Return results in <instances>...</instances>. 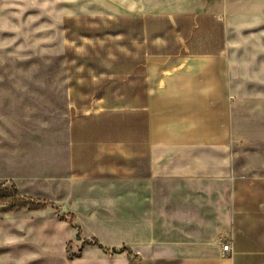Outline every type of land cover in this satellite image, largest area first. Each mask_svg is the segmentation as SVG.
Listing matches in <instances>:
<instances>
[{"label": "crops", "instance_id": "1", "mask_svg": "<svg viewBox=\"0 0 264 264\" xmlns=\"http://www.w3.org/2000/svg\"><path fill=\"white\" fill-rule=\"evenodd\" d=\"M257 23L264 0H184L175 11L64 19L57 85L68 104L66 142L45 136L34 148L5 126L0 165L20 173L0 167V180L50 194L81 240L59 223L57 258L40 226L24 245L37 253L30 264H264V158L240 153L243 135L264 139ZM73 239L77 248L99 245L71 257Z\"/></svg>", "mask_w": 264, "mask_h": 264}, {"label": "rangeland", "instance_id": "2", "mask_svg": "<svg viewBox=\"0 0 264 264\" xmlns=\"http://www.w3.org/2000/svg\"><path fill=\"white\" fill-rule=\"evenodd\" d=\"M183 1L0 0V152L6 146L2 141L5 126H15L23 140L27 136L32 138L34 148L41 147L45 136L54 146L66 142L68 104L57 80L63 78L58 52L64 46L63 23L68 15L175 11L182 7ZM252 29L264 31V23H257ZM246 71L249 74V67ZM248 137L243 135L241 157L264 158V139L254 136L249 143L245 140ZM6 164L0 165L1 169L20 171L11 162ZM27 198L43 207L33 208L26 203ZM59 223L72 225L76 239L81 240V231L74 226L71 214L52 200L50 194L31 190L23 182L0 180V264H30L35 260L36 251L24 245L32 242L31 231L38 232L40 226L50 230V254L61 257L62 245L58 239L61 241L65 231ZM68 229L71 228H67V237ZM42 240L46 242L45 238ZM98 243L97 239H89L77 248L73 239L65 246L66 254L77 257L84 245ZM106 252L110 253L111 249L107 248Z\"/></svg>", "mask_w": 264, "mask_h": 264}, {"label": "built area", "instance_id": "3", "mask_svg": "<svg viewBox=\"0 0 264 264\" xmlns=\"http://www.w3.org/2000/svg\"><path fill=\"white\" fill-rule=\"evenodd\" d=\"M224 237L225 238H223V250L226 254H231L233 250L232 244L234 241V232L231 231L229 234H227Z\"/></svg>", "mask_w": 264, "mask_h": 264}, {"label": "trees", "instance_id": "4", "mask_svg": "<svg viewBox=\"0 0 264 264\" xmlns=\"http://www.w3.org/2000/svg\"><path fill=\"white\" fill-rule=\"evenodd\" d=\"M26 203L27 204H30V205H32V206H34L33 208H39V207H43V205L41 204V203H36L35 201H33L32 199H30V198H27L26 199ZM99 244V243H98ZM101 247H103V246H101Z\"/></svg>", "mask_w": 264, "mask_h": 264}]
</instances>
